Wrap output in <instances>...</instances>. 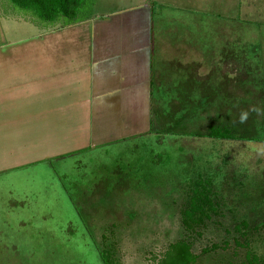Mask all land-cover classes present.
Segmentation results:
<instances>
[{"label": "rangeland", "instance_id": "1", "mask_svg": "<svg viewBox=\"0 0 264 264\" xmlns=\"http://www.w3.org/2000/svg\"><path fill=\"white\" fill-rule=\"evenodd\" d=\"M154 4L153 24H181L173 2ZM149 6L115 18L147 29ZM254 6L263 12L252 15L256 24L238 25L230 41L215 40L209 26L189 33L187 47L142 49L163 73L156 102L150 107L142 95L132 111L106 114L113 128L91 151L46 158L61 146L55 139L27 145L29 113L19 114L24 123L8 128L0 144V264H102L95 243L103 234L120 264H155L183 236L180 209L198 176L219 214L194 251L219 247L196 264H245L247 250L264 260V6ZM3 24L0 47L30 35L7 33ZM224 125L234 138L209 137L210 127ZM42 150L46 161L31 160Z\"/></svg>", "mask_w": 264, "mask_h": 264}, {"label": "crops", "instance_id": "2", "mask_svg": "<svg viewBox=\"0 0 264 264\" xmlns=\"http://www.w3.org/2000/svg\"><path fill=\"white\" fill-rule=\"evenodd\" d=\"M165 1L173 2L171 13L180 11V25L153 24L154 3ZM254 3L264 6V0H95L87 19L49 27L4 4L7 8L0 18L5 32L29 31L30 35L0 47V144L8 128L18 131L13 127L24 123L19 114L29 113L23 128H27L28 138L34 139L27 145L38 147L46 139H55L61 146L49 151L46 158L97 148L107 130L113 128L105 124L106 114L132 111L136 98L142 95L149 97L150 107L156 102L163 73L157 74L153 68L151 51V58L148 52L146 59L142 58V49L187 47L189 33L209 26L218 34L215 40L230 41L238 25L256 24L252 15H262ZM148 4L152 9L149 6L147 11V29L127 27L124 19L115 18L127 10L134 11L133 17ZM143 76L148 87L141 81ZM7 114H16L12 116L15 121ZM114 127L120 128L117 124ZM44 152L31 160L46 161L41 160Z\"/></svg>", "mask_w": 264, "mask_h": 264}, {"label": "trees", "instance_id": "3", "mask_svg": "<svg viewBox=\"0 0 264 264\" xmlns=\"http://www.w3.org/2000/svg\"><path fill=\"white\" fill-rule=\"evenodd\" d=\"M12 9L28 15L40 26L49 27L57 24L67 26L87 19L95 0H7ZM209 137L232 139L229 126H212ZM219 214L217 201L207 180L198 176L189 187L184 206L180 209V223L183 236L170 243L155 264H196L200 255L214 251L219 245L203 248L200 254L194 251L195 242L202 237L209 222ZM264 225V220L260 222ZM247 226V222H242ZM109 235V234H108ZM107 234L102 235L99 244L95 243L102 264H120L114 243H107ZM111 242V240H110ZM245 264H264L255 253L247 250Z\"/></svg>", "mask_w": 264, "mask_h": 264}]
</instances>
